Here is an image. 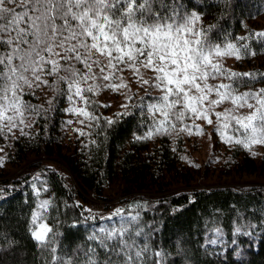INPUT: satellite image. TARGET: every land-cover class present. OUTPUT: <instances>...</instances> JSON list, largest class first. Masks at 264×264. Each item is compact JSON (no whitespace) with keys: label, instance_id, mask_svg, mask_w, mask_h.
<instances>
[{"label":"trees","instance_id":"16d2710c","mask_svg":"<svg viewBox=\"0 0 264 264\" xmlns=\"http://www.w3.org/2000/svg\"><path fill=\"white\" fill-rule=\"evenodd\" d=\"M141 3L133 0L137 18L147 15L137 10ZM145 7L174 25L173 41H200L206 53L219 48L210 55L217 65L212 86L231 84L232 98L252 93L247 101L261 107L264 0H151ZM91 71L99 75L97 66ZM41 79L46 83L21 88L22 106H31L29 126L6 139L7 161L19 172L8 178L12 172L0 170V264H103L111 249L101 247V237L121 228L124 235L106 243L131 245L133 258L140 252L136 264H264V142L263 153L254 154L247 139L213 132L212 159L198 163L193 145L207 132L185 100L174 103L175 91L147 81L122 93L92 78L75 95V87L69 91L55 75ZM75 100L89 118L73 115ZM46 161L64 165L71 179ZM211 175L237 182L217 184ZM45 198L50 231L40 242L33 236L34 213ZM91 198L105 204L100 216L85 207ZM215 232L223 238L217 251L208 246Z\"/></svg>","mask_w":264,"mask_h":264},{"label":"snow or ice","instance_id":"6c2138e0","mask_svg":"<svg viewBox=\"0 0 264 264\" xmlns=\"http://www.w3.org/2000/svg\"><path fill=\"white\" fill-rule=\"evenodd\" d=\"M150 3L151 0H143L137 10L146 12L147 15L137 18L133 10V0H0V48L11 49L8 52L0 51V106L4 100L8 99L10 92L15 97L17 90L24 86L31 88L34 85L46 83L41 79L44 74L55 75L58 81L67 84L69 91L75 87V95H80L81 90L78 85L81 82H87L92 78L107 80L108 76L104 75L105 68L111 65L112 59H120V57H113L112 51L106 52V49L121 52L122 45L127 44L130 37L134 39L140 32L146 37H152V44L151 50L146 51L148 45L146 41L141 40L146 48L135 49L138 54L137 62H140L139 57L143 56L146 57L143 61L145 66L151 65L154 58L175 65L176 68L170 75L174 78L182 76V79L175 81L177 87L174 94L178 99L174 103L182 104L189 97L180 85L186 84L189 88L200 91L201 85L197 81H203L209 77L215 78L217 65L212 64L209 57L213 51L219 55L220 50L210 48L206 53L200 41L183 40L181 43L182 38L179 37L173 41L171 34L174 25L162 23L163 18L158 13L153 12L151 7H145ZM192 15L195 16V14ZM149 17L153 18L151 23H149ZM187 24L188 21H185L176 25L175 31L179 33L186 29ZM130 29L133 30L132 33L129 32ZM121 31L123 40L119 38ZM161 35L165 38L163 42H161ZM191 43H195L198 47H189ZM95 53L108 57V65L95 59ZM129 59H133L130 54ZM15 60L19 63L15 64ZM77 65H83V67H77ZM93 65L99 68L98 76L91 71ZM86 70L87 75H85ZM61 72L64 74L60 75ZM158 79L164 78L158 77ZM21 81L23 84L20 83ZM168 82L171 84L173 81ZM145 83L148 82L145 81ZM155 87L160 88L161 85L157 84ZM205 88L208 91L216 90L218 93L221 88L228 89L222 95L231 98L234 104L237 101L246 103L248 99L255 98L252 93L232 98V93L236 89L231 84L214 85L212 89H207V86ZM88 91H92V88ZM168 92L173 93V89L169 88ZM181 93H183L182 96ZM261 94H264V90ZM200 98L203 99V96ZM69 99L71 100L72 97ZM161 99L167 101L168 95H164ZM211 103L219 105L221 101L216 100ZM261 104H264V101H261ZM248 107L251 108L252 105L249 104ZM16 111L20 109L17 108ZM21 115H23L22 112ZM260 118L264 120V113H261ZM247 119L251 121L253 117H247ZM12 122L13 118L9 117V126ZM126 231V228H121L101 237V247L111 249L103 264H136L140 252H136L133 258L131 245L119 240L114 245L106 243L107 240H115L117 236H123ZM33 236L41 240L40 233L34 231ZM113 257H119V259H113ZM88 264H100V262L90 259Z\"/></svg>","mask_w":264,"mask_h":264},{"label":"rangeland","instance_id":"374dc122","mask_svg":"<svg viewBox=\"0 0 264 264\" xmlns=\"http://www.w3.org/2000/svg\"><path fill=\"white\" fill-rule=\"evenodd\" d=\"M107 30V29H106ZM146 36H135L134 39L130 37L129 43L122 45V51L117 52L114 49H106V52L111 50L113 57H120L119 60L112 59L111 65H108V57L101 56L99 53H95V57L101 61L102 64L108 65L105 68L104 75L108 76V80L104 81L105 85H111L112 88L117 92H130L134 84L140 85L142 82L150 81L153 84H160L161 89L166 87L168 91L169 88L175 91L176 79H182V76L172 77L170 75L176 68L175 65H171L168 61H160L156 58L153 59L151 65L145 66L143 61H145L146 57L140 56L139 61L136 59V51L137 45L134 41L143 40ZM164 37L161 35V42L164 41ZM148 47L147 51L151 50L152 37L148 36L145 40ZM139 48H146L145 43ZM129 54L133 57V59H129ZM143 57V58H142ZM210 60L212 57L210 56ZM182 63V61H181ZM163 68V70H161ZM191 71V69H189ZM168 73V75H166ZM158 77H163L164 79H158ZM169 80L173 82L169 84ZM201 85V90L197 91L195 88H189L186 84H181L180 87L184 88L188 93L189 99H185L186 106L190 107L192 113L197 117L198 124L203 127L202 130H206L207 132L205 137L200 142H195L193 145L194 150H198L197 155L196 152L193 153L194 161L198 163L206 161L207 159H212V150L214 145L216 144V140L213 138V132H222L226 138L231 139H241L245 138L249 142L254 154L260 155L263 153L262 142H264V121L261 120V113H263L264 105L258 107L249 108L248 105L250 102L237 101L235 104L232 100L225 102L226 96L222 94L225 91L220 90L219 93L216 90L208 91L207 89H212L213 86L209 81V78L203 81H197ZM23 84V82H20ZM24 87H22L23 89ZM22 89L17 90V95L14 97L10 92L8 94V99L2 102V106H0V113H2V117H0V170L6 169V171L12 172L8 178L15 177L19 172L14 170L12 166L7 161V136L15 135L22 131V129L26 126L28 127L30 122L27 117H29V111L22 106L21 96ZM203 96V99L200 97ZM219 100L221 103L219 105L212 104V101ZM243 106H240V105ZM259 104V103H258ZM19 108L20 111H16ZM70 108V107H69ZM21 112L23 115H21ZM72 112L75 117H83L89 118L90 113L89 110L83 105L82 102L75 100L72 105ZM160 112L162 117L165 118L164 113L165 109L163 106H160ZM9 117L13 118L12 124L9 126L8 119ZM247 117H253L251 121L247 119ZM23 120V122H21ZM211 121V123H209ZM239 121V122H238ZM247 125V127H245ZM193 161V159H191ZM46 164L53 165L57 168L65 177L71 179L70 174L67 171V168L64 167L61 163H57L55 161H46ZM210 181H215L217 184H233L237 181H234L235 178L232 177H222L217 178L216 176H210L208 178ZM203 187L206 186L202 185ZM208 186V185H207ZM47 199H41L38 207L34 213V222H33V232H37L41 234L40 242H44L47 240L50 227L47 224L44 218V210L47 205ZM46 202V203H45ZM85 207L89 210L91 214L103 213L102 206L105 205L101 201L97 200H89L84 202ZM45 229H47L45 231ZM223 241V238L220 236L218 232H215V236L210 240L208 246L217 251L219 249L220 242Z\"/></svg>","mask_w":264,"mask_h":264},{"label":"built area","instance_id":"2783aa9c","mask_svg":"<svg viewBox=\"0 0 264 264\" xmlns=\"http://www.w3.org/2000/svg\"><path fill=\"white\" fill-rule=\"evenodd\" d=\"M98 215L100 216V213H98Z\"/></svg>","mask_w":264,"mask_h":264},{"label":"bare ground","instance_id":"6f19581e","mask_svg":"<svg viewBox=\"0 0 264 264\" xmlns=\"http://www.w3.org/2000/svg\"><path fill=\"white\" fill-rule=\"evenodd\" d=\"M92 213V212H91Z\"/></svg>","mask_w":264,"mask_h":264}]
</instances>
